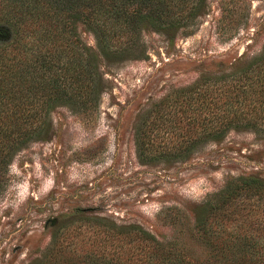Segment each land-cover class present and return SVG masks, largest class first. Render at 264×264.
<instances>
[{"label": "rangeland", "instance_id": "obj_1", "mask_svg": "<svg viewBox=\"0 0 264 264\" xmlns=\"http://www.w3.org/2000/svg\"><path fill=\"white\" fill-rule=\"evenodd\" d=\"M77 32L96 51L93 33L82 23ZM138 40L142 58L98 57L91 110L56 106L40 134L35 106L13 119L0 102V264L133 251L140 235L111 236L132 225L194 259L238 257L244 243L264 260V132L218 129L215 118L240 110L226 105L222 76L264 52V0H203L188 26L144 28ZM237 99L262 112L254 94Z\"/></svg>", "mask_w": 264, "mask_h": 264}, {"label": "trees", "instance_id": "obj_2", "mask_svg": "<svg viewBox=\"0 0 264 264\" xmlns=\"http://www.w3.org/2000/svg\"><path fill=\"white\" fill-rule=\"evenodd\" d=\"M202 2L0 0V39L5 40L0 51V102L3 110L14 119L28 104L35 106L32 115L40 119L38 130L40 127L44 129L45 117L50 110L61 104L91 110L101 88L98 57L135 59L146 56V48L138 40L144 28L159 32L184 28L194 20ZM78 23L93 33L96 51L80 39ZM229 67L235 70L222 76L228 79L229 87L223 94H229L227 98L230 101L226 105L233 103L240 110L226 122L222 121L226 115L215 117L218 120L216 127H229L232 123L237 128L263 133L264 52L258 53L247 64L241 61ZM252 94L255 99L252 102L255 104L257 101L261 113L251 112L255 107H246L242 100L237 99ZM242 98L245 102V97ZM220 134L218 131L217 136ZM202 213V217H196L195 221L200 226L202 237L209 238L208 235L214 231L206 225V212ZM124 233L141 236L133 251L124 250L119 244V249L113 252L99 249L98 252L86 253L80 259L68 254L65 264H264V260L250 255L253 250L250 244L235 246L234 251L240 253L238 257L216 256L199 260L187 256V249L183 246L164 242L138 225L119 228L111 236ZM230 249L226 242L219 246L218 252L225 253Z\"/></svg>", "mask_w": 264, "mask_h": 264}]
</instances>
